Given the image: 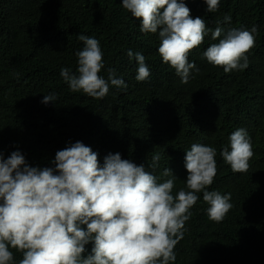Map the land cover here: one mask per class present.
Returning <instances> with one entry per match:
<instances>
[{"label": "trees", "instance_id": "1", "mask_svg": "<svg viewBox=\"0 0 264 264\" xmlns=\"http://www.w3.org/2000/svg\"><path fill=\"white\" fill-rule=\"evenodd\" d=\"M183 2L207 29L224 30L216 40L209 31L190 50L188 60L198 71L187 83L163 62L159 30L142 32L122 0H0V154L6 160L18 151L28 166L54 169L56 153L81 142L101 166L119 153L158 182L171 178L163 175L168 168L176 178L175 196L187 190L186 152L193 144L213 147L217 172L205 190L230 193L233 207L222 221H212L203 192L197 193L169 264H264V0H220L213 12L204 0ZM252 27L257 33L246 69L225 72L206 60V49L229 29ZM79 35L99 41L105 65L99 75L107 79L112 68L126 88L109 84L103 98L70 90L60 70L76 72V53L84 47ZM128 50L144 55L146 80L136 79L138 65ZM49 94L57 99L43 104ZM241 128L253 151L243 173L220 155L225 147L230 151L229 137ZM156 154L160 160L153 166ZM92 247L87 244L83 256ZM9 250L10 264H19L23 254Z\"/></svg>", "mask_w": 264, "mask_h": 264}, {"label": "clouds", "instance_id": "2", "mask_svg": "<svg viewBox=\"0 0 264 264\" xmlns=\"http://www.w3.org/2000/svg\"><path fill=\"white\" fill-rule=\"evenodd\" d=\"M207 11L218 9L220 0H204ZM122 7L140 20L141 31L157 33L158 52L187 83L195 63L188 53L198 47L211 31L212 39L224 30L207 29L204 19H193L183 0H122ZM230 22V17H224ZM257 28L229 29L218 43L204 52L206 60L225 72L248 67L247 53L255 46ZM84 47L77 52L76 72L60 70V76L73 92L83 91L90 97L103 98L109 84L126 88L115 70L108 68L105 79L103 53L95 38L79 35ZM137 62L138 81L150 76L142 53L128 50ZM198 71V69H196ZM57 99L44 96L43 104ZM230 151L220 155L234 172H246L253 156L252 144L245 129L234 131ZM216 149L193 144L185 155L188 173L186 189L172 194L175 177L166 168L164 182L137 166L123 160L119 153L109 154L103 165L97 153L81 142L56 153L55 168L27 165L16 151L6 160L0 154V264H10L15 249L23 254L19 264H169L175 261L174 248L184 235L190 209L203 192L209 205V219L220 222L233 207L231 194L207 191L217 172ZM154 165L160 155L152 157ZM81 226H86V229ZM93 244L91 254L83 256L85 246Z\"/></svg>", "mask_w": 264, "mask_h": 264}]
</instances>
